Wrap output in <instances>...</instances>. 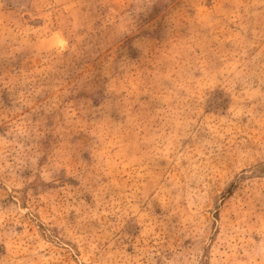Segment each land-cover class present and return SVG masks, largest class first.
<instances>
[{"label":"rangeland","instance_id":"1","mask_svg":"<svg viewBox=\"0 0 264 264\" xmlns=\"http://www.w3.org/2000/svg\"><path fill=\"white\" fill-rule=\"evenodd\" d=\"M0 264H264V0H0Z\"/></svg>","mask_w":264,"mask_h":264}]
</instances>
